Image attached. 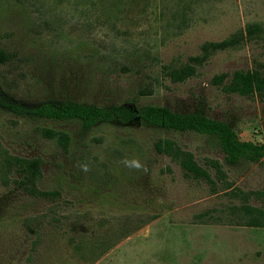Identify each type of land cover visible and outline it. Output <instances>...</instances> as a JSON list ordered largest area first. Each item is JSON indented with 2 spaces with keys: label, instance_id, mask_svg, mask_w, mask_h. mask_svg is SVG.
<instances>
[{
  "label": "rangeland",
  "instance_id": "obj_1",
  "mask_svg": "<svg viewBox=\"0 0 264 264\" xmlns=\"http://www.w3.org/2000/svg\"><path fill=\"white\" fill-rule=\"evenodd\" d=\"M256 26L249 33V26ZM237 36L194 76L172 82L164 65L201 53L204 42ZM0 87L32 105L49 98L95 105L201 109L241 140L263 143L264 95L228 93L214 75L264 74V0H0ZM226 79V80H227ZM150 89L149 94H139ZM70 136L64 150L40 128ZM170 138L191 151L214 184L185 175L157 153ZM0 146L38 158L41 190L18 169L0 174V264H264V226L243 224L240 191H264V158L227 164L218 139L142 123L30 118L0 107ZM125 158L143 167L130 169ZM207 159H217L218 178ZM262 206L251 194L247 201Z\"/></svg>",
  "mask_w": 264,
  "mask_h": 264
},
{
  "label": "trees",
  "instance_id": "obj_2",
  "mask_svg": "<svg viewBox=\"0 0 264 264\" xmlns=\"http://www.w3.org/2000/svg\"><path fill=\"white\" fill-rule=\"evenodd\" d=\"M256 30L255 25L248 27L250 34L255 33ZM239 40V37L233 36L219 41L204 42L200 46V54L189 56L188 61L180 65H164L165 73L172 82H182L194 76L197 66L201 65L213 52L236 46ZM9 59L10 54L0 47V63H5ZM228 76L227 73L214 75L212 83L222 86L224 91L228 93L245 96L264 95V74L259 69H236L231 73L229 79H227ZM149 93L150 89L139 91L141 95ZM0 107L24 117L78 120L85 129L91 128L100 122H109L118 125L142 123L177 131H195L214 135L218 139L227 164H237L242 160L255 162L264 158V128L262 131L263 143L241 140L228 123L210 117L198 108L189 112H176L165 105L135 104L131 100L108 105H95L61 98H49L28 105L7 95L1 87ZM40 133L43 137L56 141L64 150L70 145V136L62 130L42 127ZM154 148L157 153L165 154L176 161L185 175L214 184L208 169L196 161L191 151L182 148L172 139H158L154 143ZM207 161V165L214 169L216 176L222 178L223 171L220 162L217 159H207ZM40 166V159L12 155L0 146V174L6 176V171L15 168L21 170L28 181L26 189L31 195L53 198L58 194L56 191L41 190L36 187L35 181L41 176ZM240 193L245 202L241 203L236 209L245 216L243 224L263 227L264 204L254 206L246 201L253 194L264 202V191H240Z\"/></svg>",
  "mask_w": 264,
  "mask_h": 264
},
{
  "label": "clouds",
  "instance_id": "obj_3",
  "mask_svg": "<svg viewBox=\"0 0 264 264\" xmlns=\"http://www.w3.org/2000/svg\"><path fill=\"white\" fill-rule=\"evenodd\" d=\"M121 162L125 167H128L130 169H141L143 167L141 162L136 158H125Z\"/></svg>",
  "mask_w": 264,
  "mask_h": 264
}]
</instances>
